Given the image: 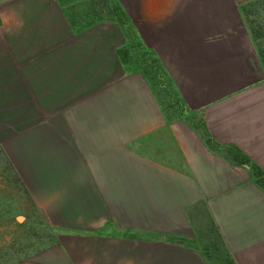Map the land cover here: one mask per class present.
Here are the masks:
<instances>
[{"label":"crops","instance_id":"0c3cea01","mask_svg":"<svg viewBox=\"0 0 264 264\" xmlns=\"http://www.w3.org/2000/svg\"><path fill=\"white\" fill-rule=\"evenodd\" d=\"M107 4L0 0V220L98 222L0 264H264V0Z\"/></svg>","mask_w":264,"mask_h":264},{"label":"rangeland","instance_id":"374dc122","mask_svg":"<svg viewBox=\"0 0 264 264\" xmlns=\"http://www.w3.org/2000/svg\"><path fill=\"white\" fill-rule=\"evenodd\" d=\"M254 30L257 35H264L263 28H254ZM22 208V210H18L23 212L19 219L0 220V254H5V252H10V250L27 252L33 247L45 246L55 242L56 238L62 233L83 231L80 227H86L89 222L98 223L93 220L44 219L43 214L36 212L37 210L29 202ZM215 263L229 264L226 260L215 261Z\"/></svg>","mask_w":264,"mask_h":264},{"label":"trees","instance_id":"16d2710c","mask_svg":"<svg viewBox=\"0 0 264 264\" xmlns=\"http://www.w3.org/2000/svg\"><path fill=\"white\" fill-rule=\"evenodd\" d=\"M111 0H108V8L111 13L122 17L123 20L126 17L124 12L119 10L118 5L110 4ZM256 34L255 30L252 29ZM126 36V44L120 51V55L124 63H126L131 69L141 70L150 80L152 85L156 88L159 98L162 104L166 108H172L176 112V109L182 108V102L178 96L171 79L168 77L166 70L160 60L156 57L155 53L147 49L143 43L136 38L135 32L130 28H124ZM177 107L176 109L174 107ZM264 185V180H261ZM227 262L231 264V261L227 259Z\"/></svg>","mask_w":264,"mask_h":264}]
</instances>
